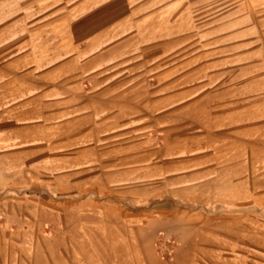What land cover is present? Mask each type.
Here are the masks:
<instances>
[{
  "label": "crops",
  "instance_id": "crops-1",
  "mask_svg": "<svg viewBox=\"0 0 264 264\" xmlns=\"http://www.w3.org/2000/svg\"><path fill=\"white\" fill-rule=\"evenodd\" d=\"M37 1V18L0 27V213L11 207L10 226L23 215L38 222L41 209L75 231L95 215V231L112 238L120 223H138V264H172L158 251L164 234L180 239L177 264L246 242L263 248L264 0H211L235 31L211 46L239 50L211 55L208 84L192 87L207 94L190 102L182 65L168 68L167 47L150 52L167 2ZM190 116L200 125L186 136Z\"/></svg>",
  "mask_w": 264,
  "mask_h": 264
},
{
  "label": "rangeland",
  "instance_id": "rangeland-1",
  "mask_svg": "<svg viewBox=\"0 0 264 264\" xmlns=\"http://www.w3.org/2000/svg\"><path fill=\"white\" fill-rule=\"evenodd\" d=\"M36 1L0 0V27L11 20L16 21L18 17L24 18L26 21L37 18L38 15L31 13L30 9L33 4H37L38 1ZM176 1L152 0L153 10L165 5V2H167L169 10L167 25L163 24V21L160 23L159 17L152 24V39L156 41V44L151 46L150 52L154 58L160 53L163 54V50L167 47L168 68L179 69L182 65L184 70L182 81L185 91L183 97L186 102H190L196 100L197 97L202 99L207 94V92H201L200 95L193 93L192 87L197 89L198 86L208 84L207 77L211 73V55L223 56L225 53L234 55L238 53L239 46H211L212 38V41L224 42L232 39L234 41L235 32L231 31L232 25H234L231 20L218 21L223 17V14L218 7L211 10V0H180L181 6L177 9L178 14L175 13ZM211 17H215L217 21L211 22ZM253 18L254 15L249 13L248 23L259 25ZM228 32H232V38H222ZM260 33L261 30L254 29L248 32L249 37L258 34L261 37ZM238 37L236 36V39ZM161 40H167L168 43L159 48L158 44ZM256 48L249 45L248 50L252 56H256ZM260 48L257 53L264 56V47ZM161 65L163 67L165 62L162 61ZM193 71L195 72L193 73ZM186 112L193 115L197 111L191 109ZM188 121L189 125L184 127L186 136H190L192 131L198 130L200 125L192 121L191 116ZM194 208L187 207V209ZM10 209L11 207H8L9 212ZM9 212L0 213V264H138L131 260V258L134 259V248L131 242L135 241L131 231L134 230L133 225L138 223H120L116 232L120 237H108L109 233L104 232L103 239V236L95 231V215H83L88 224L81 231H75L69 229L71 228L69 225L67 227L55 226L54 216L43 212L42 209L38 222H33L27 215H23L24 225L13 222L11 227ZM56 228L57 231H55ZM163 237L165 238L157 242L159 254L170 263L177 264L174 251L179 245L180 239L175 233L168 234V236L164 234ZM217 255L218 258L213 262L211 254L204 255L199 252L194 255L193 264H264V247L248 242L232 246L231 249H225L223 252H218Z\"/></svg>",
  "mask_w": 264,
  "mask_h": 264
},
{
  "label": "water",
  "instance_id": "water-1",
  "mask_svg": "<svg viewBox=\"0 0 264 264\" xmlns=\"http://www.w3.org/2000/svg\"><path fill=\"white\" fill-rule=\"evenodd\" d=\"M164 208H168V209H170V208H171V205H170V204H168V205H167V207H166V206H164Z\"/></svg>",
  "mask_w": 264,
  "mask_h": 264
}]
</instances>
